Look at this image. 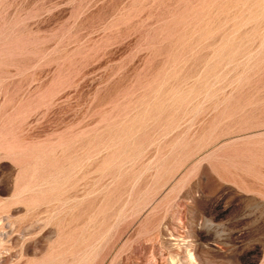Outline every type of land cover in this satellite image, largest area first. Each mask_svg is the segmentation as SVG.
Instances as JSON below:
<instances>
[{"label":"rangeland","instance_id":"obj_1","mask_svg":"<svg viewBox=\"0 0 264 264\" xmlns=\"http://www.w3.org/2000/svg\"><path fill=\"white\" fill-rule=\"evenodd\" d=\"M4 1L17 64L55 68L0 98L54 93L27 130L80 186L0 218V264H264V209L214 193L264 177V0H55L46 36Z\"/></svg>","mask_w":264,"mask_h":264},{"label":"crops","instance_id":"obj_2","mask_svg":"<svg viewBox=\"0 0 264 264\" xmlns=\"http://www.w3.org/2000/svg\"><path fill=\"white\" fill-rule=\"evenodd\" d=\"M22 4L19 1H4L0 5V90H3L1 82L6 74L17 77L14 81L25 91L33 73L44 81L49 79L55 68L54 61L50 65L44 60L33 66L31 55L26 63L17 64L16 43L5 42L4 11L16 10ZM31 4L29 6L34 15L26 23H17L13 31L46 36L53 25L55 0H31ZM8 28L12 30L11 26ZM34 38H30L28 49L36 46L32 40ZM43 48L48 49L49 46L45 44ZM41 96L44 95L26 93L12 102L5 96L0 98V218L5 219L6 223H9V217L15 216L18 222L30 214L34 215L47 203L46 194L62 191L57 188L69 186L75 191L80 186V171L59 163L56 138L48 137L43 147L38 148L27 130L29 123L55 102L54 93H48L45 101L39 100ZM218 180L222 185L215 194L231 190L235 200L245 208L250 204L253 209H264V177H248L245 184L221 176H218ZM259 216L263 220L264 212Z\"/></svg>","mask_w":264,"mask_h":264}]
</instances>
